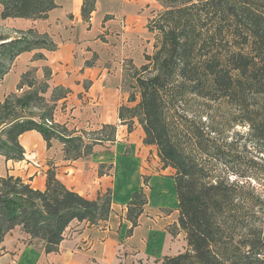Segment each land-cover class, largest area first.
Here are the masks:
<instances>
[{
  "label": "trees",
  "instance_id": "1",
  "mask_svg": "<svg viewBox=\"0 0 264 264\" xmlns=\"http://www.w3.org/2000/svg\"><path fill=\"white\" fill-rule=\"evenodd\" d=\"M155 1L161 10L147 25L154 34L153 51L141 67L128 64L125 69L135 89L128 102L137 100L136 93L139 100L134 107H119L118 118L128 132L136 118L143 143L154 145L162 167L174 171L177 225L185 249L162 257L159 264H264V167L257 168L261 180L229 168L228 162H241L237 144L228 142L207 114L211 105H223L232 110L225 120L229 128L247 126L250 140L264 142V0ZM94 4L83 0V21ZM55 8V0H0V18L46 19ZM0 41V82L20 54L55 48L47 34L31 29ZM27 74L18 85L19 91L26 87L25 93L9 94L0 102V156L6 161L24 159L19 137L27 131L38 132L48 148L52 140L62 143L65 160L86 158L95 145L115 141L113 125L78 134L55 123V103L66 91L53 89L48 104L40 95L48 85L33 89L25 82ZM39 103L44 108L34 112ZM193 105L201 106L199 124L186 114ZM146 204L142 189L132 193L128 235ZM110 211V190L87 199L69 190L53 166L43 190L20 177L0 176V256L13 231L24 245L40 241L46 254L54 253L72 222L97 225L108 220Z\"/></svg>",
  "mask_w": 264,
  "mask_h": 264
},
{
  "label": "crops",
  "instance_id": "2",
  "mask_svg": "<svg viewBox=\"0 0 264 264\" xmlns=\"http://www.w3.org/2000/svg\"><path fill=\"white\" fill-rule=\"evenodd\" d=\"M82 2L55 0L56 8L46 19H26L35 21L28 29L47 34L55 48L20 54L3 80L12 78L13 91L22 74L34 69L42 79L46 70L47 96L50 98L55 88L66 91L65 97L55 103L54 122L78 134L113 125L115 141L95 145L86 158L65 160L62 143L52 140L48 148L38 132L27 131L19 137L24 159L6 161L0 156V176L20 177L43 190L46 172L53 166L57 178L69 190L87 199L94 200L110 190V215L106 222L93 226L72 222L54 253L46 254L40 241L24 245L8 236L4 242L7 253L0 256V264H155L182 250V232L179 230L174 238L161 222L147 214L156 209L150 203L152 187L157 186V194L163 195L164 179L173 184L174 171L162 167L154 145L143 143L145 135L136 118L130 132L118 118L119 107L131 108L138 102V97L128 102L125 69L128 64L141 67L145 55L153 51L154 34L147 25L161 6L155 0H95L90 18L83 21ZM33 163L39 164L38 168ZM16 166L23 167L26 175ZM164 172L169 177H164ZM140 189L147 204L138 226L128 235L131 222L126 218L127 204L132 193ZM161 202L158 204L163 205Z\"/></svg>",
  "mask_w": 264,
  "mask_h": 264
},
{
  "label": "rangeland",
  "instance_id": "3",
  "mask_svg": "<svg viewBox=\"0 0 264 264\" xmlns=\"http://www.w3.org/2000/svg\"><path fill=\"white\" fill-rule=\"evenodd\" d=\"M18 20V21H16ZM36 20V19H34ZM25 21V22H24ZM35 21H27L26 19H12V21L10 20H2L0 18V38H5V37H11V38H16L17 36H20V32H26L28 29V25H30L31 27L34 25ZM33 31H36V29H31ZM0 43H2L0 41ZM152 52H150L151 54ZM126 70H128V66H126ZM28 74L26 76V83H32L34 84L33 89H40L43 87V83L45 81H47V71L43 70V78L42 79H38L36 76V72L34 69H30L29 71H27ZM129 71H125V75H124V83H125V88L128 91H134L135 89L133 88V84L134 81L131 79V77L129 76ZM14 77V75L12 76ZM46 83V82H45ZM15 84V82H13L11 77H7L5 80H2L0 82V102H3L4 99L12 93H15L17 95H22L25 93V91L27 90L26 87H24V89H22L21 91L18 90V85L15 87V90L10 91V87L13 86ZM48 91L46 90L45 93L40 94L43 96V98L46 100V102L48 104H50V99L51 96L49 98V96H47ZM138 100H139V94L136 93ZM52 95V94H51ZM212 107L207 109V114L210 116L211 121H212V125L215 127V129H220L222 130V135L223 137L227 138L228 142H236V146L239 149L237 151V154H239V156L242 158L241 162H228V167L232 168V170L238 172L239 176H251L252 174H254L256 176L257 179H262V175L260 173H258L257 168L259 167H264V142H260L257 143L255 141L250 140V138L247 136L248 134V127L247 126H239V125H235L232 126V128L227 125V122H225L226 120V115L227 113H229L230 111H232L231 109H228L226 107H224L223 105L221 106H217V105H211ZM44 108L43 103H39V106L37 109L34 110V112H39L40 109L42 110ZM199 108H201V106L199 107L198 105H193L191 106L188 110V112H186V114L188 115L189 120H193L196 123L199 122ZM202 110V109H201ZM202 116V115H201ZM201 118V117H200ZM178 120L180 121V123L182 124V113H181V117L178 118ZM203 121H205L206 119L203 118ZM199 124V123H198ZM243 136V139H240ZM246 145V148L245 146ZM242 146L244 147V151H242ZM253 159L256 162V167H253L251 165L250 160ZM2 160V159H0ZM2 164V162H0ZM33 165L38 168L39 164H34ZM162 168V167H161ZM15 169L19 172L22 171V174L26 175V172H23L24 169L23 167H18L16 166ZM163 169V168H162ZM255 170V171H253ZM159 171V170H157ZM173 173V171H170ZM162 175V174H161ZM164 177H169L167 172H164ZM247 178V177H246ZM253 179V184H258V180L257 179ZM146 179V178H144ZM233 179V178H232ZM147 180V179H146ZM25 181V180H24ZM261 183V181H260ZM264 184V182L262 183ZM163 191L164 194H157V186L156 187H152V193L150 196V203L154 204V208L155 211L154 212H147V214H150L149 217L152 219H154L157 222H161V224H163V229H165L167 232H169L174 238H176L180 231H179V227L176 225L177 222V216L178 213L176 212V204H177V198H176V193H175V188H174V183L171 184L170 180H166L164 179V183H163ZM161 195V196H159ZM161 199V200H159ZM161 201H163V205L158 204V203H162ZM144 211V210H143ZM163 222V223H162ZM19 236V237H18ZM11 239L10 240H16L18 243H21V239H20V235L18 234L17 231H13V233L10 234L9 236ZM180 241V240H179ZM16 242V243H17ZM185 249V242H184V234L182 232V250L183 251ZM6 250V249H5ZM180 251V250H179ZM180 251V252H181ZM5 253H7V251H5ZM162 258H160L159 260L155 261V264H159V262L161 261Z\"/></svg>",
  "mask_w": 264,
  "mask_h": 264
}]
</instances>
